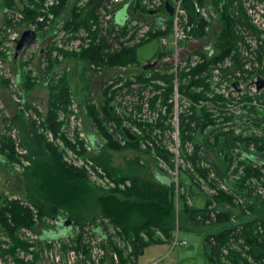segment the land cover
I'll return each instance as SVG.
<instances>
[{
  "label": "trees",
  "instance_id": "obj_1",
  "mask_svg": "<svg viewBox=\"0 0 264 264\" xmlns=\"http://www.w3.org/2000/svg\"><path fill=\"white\" fill-rule=\"evenodd\" d=\"M44 1L46 0H1L0 6L21 13L22 18L18 22L22 24L16 22L17 28L12 27L8 25L10 20L5 19L0 26V32L6 28L19 29L22 25L33 22L44 8ZM79 1L54 0L46 12L58 20L65 14V17L61 18L62 29L59 30L69 31L66 38L78 30L85 33L87 42L85 45L78 44L80 47L78 53L64 52L60 47L54 49L63 59L72 58L80 63L77 65L79 70L76 78L78 77L81 83L79 89L82 92L81 102L91 124L105 140L104 143L96 141V149L90 158L101 167L105 176L114 182L115 187L113 190L101 192L88 186L84 171L66 164L60 151L52 142L46 141L43 132L49 131L52 137L55 135L60 137L64 145L75 151L74 145L67 141L60 131L63 121L57 119L58 112L70 114L68 107L71 104L73 90L66 71H63L60 65L53 69L57 61L49 56V46L39 49L35 70L37 77L47 75L46 115L36 123L28 117L24 118L18 108L15 114H8L0 108V154L5 157L2 163L8 165L20 163L19 155L14 151L16 143L26 151L21 156L30 161L28 164L30 167L27 165L20 172L23 199H7L0 195V264H51L45 262L47 259L39 251L43 247L49 248L50 245L43 242L36 250V243L24 238L23 230L42 235L47 231H43L41 226L34 225L33 220L36 218L33 219V210L35 217L42 222L43 219H50L55 215L62 217L57 214L58 209H62L63 217L70 220V227L76 226L77 230L71 239L65 241L67 243H64L62 249L70 247L89 259L91 244L96 242V245L106 253L105 258L101 259L102 264H136L137 257L145 247L161 241L171 243L174 233L179 231L203 236L202 255L209 264H264L263 133H250L244 136L230 134L221 139L224 133L220 132L219 126L211 123L212 111L205 113V109H196L191 105L187 109L184 107L186 110L180 107L177 122L178 157L186 167L176 166L179 174L176 184L165 174H159L158 177L149 175L147 164L144 161L139 163L136 154L127 159L125 165L118 167L112 165L111 155L108 153V150L124 148L138 151L139 136L131 128L138 129L143 134L142 138L153 142L155 139L153 137L150 139L149 133L164 128L167 131V144L174 143L171 102L174 78L176 91L188 101L208 100L211 103L220 102L222 105L231 94L228 93L225 97L214 93L213 88L220 83L225 82L227 87L228 80L231 78L241 80L248 73L264 78V26L254 25L247 14V9L254 8L256 4L264 9V0H208V2L183 0L187 20L196 23V28L191 33L192 38L206 35V22L195 13L194 3L200 8L203 7V10L205 8L207 15L210 11L217 17L219 28L212 37V52L205 54L193 51L183 60L184 65L180 64L175 75L171 71V65H160L158 69L151 70V65L142 64L140 71L133 73L132 78L123 77V80L125 79L123 84L118 86L117 83L122 76L113 73L106 80L108 82L104 81L101 84L100 100L96 103H90L91 98L86 88L88 83L86 72L101 73L106 68H128L132 64H138L135 56L136 47L153 37L159 40L166 35L169 38L170 22L163 6L165 0H136L133 5L134 12L138 9L141 12H148L152 10L150 8L152 6L154 7L152 13L156 14V18H160V22L165 18L164 27L161 29L158 23H148L134 17L136 23L148 25L145 34L149 37L144 40L142 38L145 35L138 33L137 36V30L140 28L131 27L125 31L126 23L122 25L126 18L124 9L130 7V0H122L116 4L111 0H84V4L77 7L76 3ZM118 10L121 11L120 14H116ZM160 10L163 14L159 13ZM118 20L119 23L115 22ZM52 21L54 25L55 21ZM43 25L44 22L39 23L37 30L34 31L35 41L38 43L43 40L40 34ZM46 31L48 29L44 32ZM57 34L51 36L49 41ZM124 36L125 40L122 39ZM82 38L83 41L84 37ZM68 42L69 40H65V43ZM254 42L256 44L252 49ZM22 52L15 61L11 60V66L16 70L14 79L20 86L22 85V91H25L33 85L34 79L32 80L29 75L21 79L18 73L20 65L25 64L19 62ZM163 53L161 49L158 51L160 59L165 57ZM193 54L198 55L196 60L191 58ZM42 58L44 65H40L43 63ZM214 69L218 71V81H214ZM114 85L117 86L113 87ZM262 92L264 101V91ZM133 95L137 98L132 105L136 113H139L140 101L144 98L146 110L155 112L152 114L151 123L143 119L145 116L143 111L137 116L140 118L136 119L131 116L127 106H121L122 98ZM116 108L121 113H116ZM33 111L37 113L34 108ZM259 116L254 115L251 119L240 116L236 122L239 125L261 124L264 129V120ZM226 120L227 117H222V122ZM37 126H40L41 131ZM123 129L132 133L134 139L128 140ZM12 131L16 132L17 141L8 134ZM114 135L123 139L122 145H119ZM74 139L80 146L82 145L77 137L74 136ZM249 145H252L254 150L249 151ZM237 147L238 150L232 154L230 151ZM207 151L214 155L222 151L224 173L229 171L233 159L241 158L236 161L235 167L230 169L233 176L238 175L232 184L225 182V176L219 178L215 173L206 155ZM145 152H152L153 157L164 160L173 168L171 161H174L173 156L164 147L154 143ZM51 178L57 181L62 189L64 188L66 192L63 195L55 196L47 192L45 182ZM197 178L212 192L203 191L202 184ZM123 180L128 181V184L123 186L124 189H117V183L122 184ZM115 193H119L120 196ZM194 195L204 197L203 206L196 208L191 204L190 198ZM221 204L226 205L227 209L218 208ZM86 211L89 213H85ZM65 230L66 227H60L57 233ZM51 232L50 234L55 235L54 230ZM19 251L32 254V260L24 261L19 257ZM111 253L116 254L117 262L112 261Z\"/></svg>",
  "mask_w": 264,
  "mask_h": 264
},
{
  "label": "rangeland",
  "instance_id": "obj_2",
  "mask_svg": "<svg viewBox=\"0 0 264 264\" xmlns=\"http://www.w3.org/2000/svg\"><path fill=\"white\" fill-rule=\"evenodd\" d=\"M69 1L73 2L74 0H69ZM135 1L136 0H130V7L127 6L124 9L125 14H126V18L124 19L123 23L122 22H120V23H122V25L124 23H126L124 26V28L126 29L125 31H127V28H131V27L140 28L139 31L137 30V36H138V33L143 34V35H145V37L142 39L146 40L149 37V36L147 37L145 34V32L148 31L147 30L148 25H146V23L145 24L136 23L135 19L138 18L139 20H142L145 22L147 21L148 23L156 24V23L160 22V18H156L155 17L156 14L149 12V11H152L154 8L152 10H149L148 12H141L139 9H138V11L135 10V12H134L133 11V5L135 4L134 3ZM144 1H147V0H144ZM204 1L208 2V0H204ZM84 2H85L84 0H80L79 2H77L76 3L77 7H81L84 4ZM0 4H1V0H0ZM150 4L152 5L153 3H150ZM43 6H44V8L40 12L43 15L46 13L44 16L48 20V23L44 24V26H46V27L45 28L42 27V29H41L40 34H41V36H43L42 37L43 40L41 43H38L37 46L28 47V50L26 52H23L24 54L19 59L20 63H23V62L25 63V64L20 65V67H19L18 73H20L21 79L25 75H29L32 80L34 79L33 85L28 90L25 89V91H22L19 87H16L13 84V79H12L13 77L12 76L14 75V73H16V70L13 69V67L11 66L12 65V63H11L12 52L11 51L9 52V40L12 38L13 35L11 33L10 34L8 33L9 35L7 34L6 30H10L9 28H6L5 30H2L0 32V38H1V43H0V101L1 102H0V106L8 114H15L17 112L16 109L18 108V111L21 113V115H23L24 118L28 117V118L34 120L36 123H39L40 120L43 119V117L47 113L48 91L46 88V80H45L47 75L45 74V75L37 77L35 65H37V62H38V58H39V54H40L39 49H42V48L44 49V48H46V46L47 47L49 46V48H50V55L49 56L52 57L53 59H56V61H57L54 63V66L55 65L56 66L53 69H55L57 67V65H60L61 68L63 69V71H66L67 75L69 76L70 86L73 90V92H72L73 95L71 98V104L68 107V109L70 110V114H68L69 112L67 113V115L58 112L57 113V119L63 121V124L61 125L60 131L63 132L64 138L74 145L75 151L69 149L66 145H64L63 142L61 141L60 137H57L56 135L52 137V135L49 131L43 132L44 137L47 139L46 141L52 142V144L57 148V150L60 151L62 160L64 162H66V164H68V165H70L76 169H81L84 171L88 186H91V187H93L96 190L101 191V192H105V191L107 192V191L113 190L115 185L114 186L110 185V182H112V180L110 181V179L105 176L101 167L99 165L95 164L90 158L91 155L94 153L96 148L92 149L90 147V149H89L87 137H93L95 141H99L100 143H104L105 140L102 137V135H100L96 131L95 127L91 124V121L86 116L87 112H86L85 106L81 102L82 92L79 90L81 83L79 81V78L78 77L76 78V73L79 70L77 65H80V63L76 62L72 58H64L63 59L57 53V51L54 49V47H56V48L63 47V46H60L63 44V45H66L62 49L64 52L78 53L80 47H78V49H75L76 45H74V44L76 43V41H78V44L80 43V45H81V43H83L82 45H85L84 43L87 42V40L85 38V33H82V32H80L81 30H78L74 34L69 35L68 36L69 38L68 37L66 38V35L68 34L69 31L65 30V32H61V30H59V29H62L61 24H62L63 19H61V18H64L65 14L60 16L59 20H58V18L54 19L53 15H51V14L47 15L46 10L49 7L47 4V1L43 2ZM154 6H156V5H154ZM120 12L121 11L118 10L116 12V14H120ZM16 13H17L16 11L7 10L5 6H0V26L2 25L3 22H5V19L10 20V24H8V25H12V27L15 26L17 28V25H16L17 23H19V25H21L22 23L18 22L16 20V17H15ZM159 13L163 14V12L161 10L159 11ZM164 15H163V17H164ZM134 17H136V18H134ZM199 18H201L203 21L206 22V26H205L206 35H204L200 38H191V39H187V40L181 42L179 45V50H178L179 53H178L177 59L174 61V63L176 61H177V64L179 61H180V64L184 63L183 60L186 59V57L188 55H190L195 50L199 51V52H203L205 54H210L212 52V49H213V38L212 37H213V34L219 28L217 17L214 15L213 16L210 15L208 18V17L204 16L203 14H199ZM52 20L55 21L54 22L55 26L53 25V23H51ZM104 20L106 22V18H104ZM168 20H169V18H168ZM120 21H122V19ZM105 22H104V25H105ZM115 22L119 23V20L115 21ZM4 26H7V25H4ZM51 28H53V29L51 30ZM47 29H48V31L44 32ZM54 34H57V35H55V37L52 41H49L50 37L54 36ZM6 36H7V38H6ZM125 36L122 37V39L125 40ZM82 37H84L83 41H82V39H83ZM5 40H7V41H5ZM65 40H69V42L65 43ZM255 44H256V42H254L252 49L255 47ZM160 49H161V47L159 45L158 38L153 37V38L143 42L142 44H140L136 47L135 56H136V61L138 64H132L128 68H106V69H104V72H101V73H98V72L96 73V72H92V71H91L92 73H90L87 71L85 74L87 76V81H88L86 88L88 90L87 91L88 96L91 98L90 103H96L98 100H100L99 98H100L101 84L104 81H106L113 73L117 74V75L119 74L120 76H122L119 79V83H117V85L119 86L120 84H123V82L125 80V79L123 80V77H125V76L131 77V75L133 73L140 71L142 64H146V63L151 64V67H150V69L152 68L151 70L158 69L160 67V65H165V64L166 65H172V62L169 59H164L165 57H162L160 59L158 57L157 53H158V51H160ZM7 52H9V53L7 54ZM163 54H166V53H163ZM197 56L198 55L193 54L191 56V58L196 60L198 58ZM41 60L43 63L41 64L39 62L40 65H44L45 62L43 61V58ZM19 62H18V65H19ZM181 65H184V64H181ZM246 70H249V69L246 68ZM176 71H178V68ZM9 72H11L12 75H10ZM252 75L253 74L248 73L241 80H239L240 85H242V86L245 85V83H247L248 79L250 77H252ZM106 82H108V81H106ZM117 85H114L113 87H115ZM225 87H226V85L224 83H220L219 86L213 88V92L218 94V92H221V90H223L222 93H224L225 95L230 93L231 95L229 97H227L228 100L223 105L229 107L232 110L224 111L221 114H217L213 111L211 112V110H209V109H205V113H210V112L213 113V115L211 116L212 117L211 123H214V125L217 127L219 126L220 132L224 133V135H221L220 138L223 139V136H229L230 134H234V135L239 134L241 136L249 135L250 133H255V134H259V133L262 134L263 133L264 134V129L262 128L261 124H257V126H253L252 124H250V125H241L240 124L239 125L238 122H236L238 119H240V116H244L246 118L251 119V117H254V115H257V114H259L260 115L259 117H261L264 120V101L262 100V96H261V93H263L262 90H260L256 94H253L251 89H249V92H248V90H246L244 93L240 92V93L236 94L233 91V89H231L230 86L226 87V88ZM215 88H217L218 90H215ZM19 90H21V91H19ZM20 98H22L21 100H24V101L22 103H18L19 105L17 106L16 101H17V99H20ZM136 100H137V98L135 95H133L132 97L125 96L124 98H122L121 106L122 105L127 106L130 113H131V116H133V118L136 117V119L140 118L137 116H139L143 111L145 114L143 119H145L147 122L151 123L153 120L152 114L155 112H148L146 110V108H145L146 103H145V98H144L140 101L141 105L139 106L140 107L139 113H136L134 108L132 107V105L135 103ZM239 102H241L243 105L242 106L237 105ZM243 102H246L249 104H244ZM206 103H207V100H206ZM190 105L193 107H196L193 105L192 101L191 102L188 101V102H186V104H184V106H182V108L184 109V107H185L187 109L188 106H190ZM206 105H208V103ZM236 107H240L239 108L240 111L233 114V110ZM33 108L37 111V113H35L33 111ZM206 108H208V107H206ZM251 108H253V110H251ZM186 109H184V110H186ZM115 110H116V113H121V111L118 108H116ZM180 111H181V109H179V105L173 111L175 117L177 118V121H178ZM72 114H74L75 116L73 117ZM222 117H227V120L222 122ZM123 120H125V119H123ZM127 124H129V123H127ZM163 125H165V121L163 122ZM251 127H253V128H251ZM37 128L39 131H41L40 126H37ZM131 130L133 132H135V134L137 136H139L138 142H137L138 143L137 149L140 152L134 150L133 148H124L121 150H108V153H110V155H111L112 165L121 167V166L126 164L127 159L132 158L136 154L139 157V163H142L144 161L147 164V173L149 175H152L154 177H158L159 174L160 175L165 174L166 176L170 177V179H173V180L175 178L173 176L174 174L172 173V171L174 170L175 165L177 167L179 165L182 167H186V165L181 162L180 157H177V155H175V153H177V154L179 153V148H178L179 145L177 143H176V145H174L175 143H173L172 145L167 144V141H166L167 131H165L166 129H164V128L159 129L158 128V129L152 131V133H149L150 139H152V137H153L155 139L154 140L155 142L150 141L147 138H142L143 134L138 129H135V128L132 129L131 128ZM73 133H74V135L77 134L79 141H81V144H82L81 146L74 139ZM8 134L11 137L15 138L17 141L18 138L16 137L15 131L9 132ZM114 137L116 140L119 141L118 142L119 145L123 144V142H124L123 139H120V137H118L116 135H114ZM154 143L158 146L164 147L165 150L173 156L172 159H174V161L171 160L173 162V168H170L166 164V162H164V160L159 159L157 157L156 158L153 157L152 152H148V153L145 152L146 149L150 148L152 146V144H154ZM164 144H167V145H164ZM189 148L191 150V147H189ZM81 150H83V151H81ZM237 150H238V147L235 148L234 150H231L230 152H232V154H234ZM250 150H254L252 145H249V151ZM14 151L16 152V155H19V162L20 163H11L10 165L4 164V163H2V161L4 160L5 157L2 154H0V195L2 196V198L4 196L7 199H12L13 192H18L19 193L18 195H20V198L23 199V192L21 191L23 188V185H22L20 172L23 170V168L25 166H27L30 163V161L21 156L26 151L23 148L18 147L17 143L14 144ZM19 151H21V152H19ZM222 154H223L222 151L217 152L215 155L210 151H207V153H206L208 160L211 163L212 169L215 171L216 174H218L219 178H224V176H225L226 177L225 182L230 185L233 183V179L238 177L237 174H234V176H233V174L230 173V169L235 167L236 161H238L241 158L239 157V159H233V161H231V163H230L229 171L224 173ZM232 154H231V156H232ZM197 179L202 184L201 185L198 182L201 185V189L203 191H205L206 193L212 192V190H210L206 187V185L203 183V181L201 182V180L199 178H197ZM178 180H179V174H177V181ZM45 184H46L45 189L47 190V192L48 193L51 192V194H54L55 196L63 195L66 192L64 190V188L63 189L61 188V186L57 183V181L53 180V178L49 179L47 182H45ZM122 184H120V182H118L117 183V189H124L125 187H123V186L127 185L128 181L123 180ZM222 189H224V188L222 187ZM258 190H259V188H258ZM260 191H261V189H260ZM115 195L120 196L119 193H115ZM79 200H81V199H79ZM87 201L90 202L89 199ZM190 202L196 208L201 207L204 205V197L201 195H194L190 198ZM79 206H81V205H79ZM218 208L227 209V206L224 204H221L218 206ZM94 211H96V210H94ZM85 213H89V212L86 211ZM32 214L34 217V214H35L34 210H33ZM57 214L62 215V217L64 216V212L62 209H58ZM34 218H36L35 220H33L34 225L35 226L37 225L36 227H39L41 225L42 226L43 225L51 226V222L49 221V219H46V220L43 219L42 222H39L37 217H34ZM74 230H76V226H74ZM27 235H29V233H27ZM176 238L177 239L183 238L188 245L187 247L193 246V249H194V252H193L194 256L193 257L195 259L197 257H202V253H203V247H202L203 236L202 235L179 231L178 236L176 235ZM171 245H172V243H171ZM171 259H172V257H169L168 261ZM166 261L167 260L165 259L163 262H166Z\"/></svg>",
  "mask_w": 264,
  "mask_h": 264
},
{
  "label": "built area",
  "instance_id": "obj_3",
  "mask_svg": "<svg viewBox=\"0 0 264 264\" xmlns=\"http://www.w3.org/2000/svg\"><path fill=\"white\" fill-rule=\"evenodd\" d=\"M48 6L52 5L54 0H46ZM122 0H111V2L113 4L119 3ZM168 1V0H167ZM171 8H172V12L171 15L169 16V22H170V34H169V38H167V36H162L159 38L158 42L159 45L161 47V50L166 53L164 54L165 58L164 59H169L172 62L171 65V71L173 72V74H176V70L177 68H180V61L177 64V61L174 63V61L177 59V55L179 53V43L183 42L187 39H191V33L193 32V30L196 28V23L195 22H189L187 20V14H186V10L183 7V0H171L168 1ZM151 9H153L152 7H150ZM154 10V9H153ZM194 11L197 14H203L204 16L208 17L211 15L213 16L212 12H208L209 15H207L205 8L203 10V8L198 7L195 3H194ZM256 13V14H255ZM264 9L263 7H261L259 4H256L254 6V8H248L247 9V14L249 15V17L251 18V21L254 25L258 26V27H263L264 26ZM51 14V13H47ZM46 15V16H47ZM52 15V14H51ZM16 20H20L22 18L21 13L17 12L15 14ZM48 18V17H47ZM164 20L165 18H163V22H159V27L162 29L164 27ZM44 22L47 23V19L45 18V16L40 13L36 16V18L34 19L33 22L28 23L27 25H22L19 29H15V30H6L7 34L11 33L13 36L12 38L9 40V52L11 51L13 53V47H14V41L18 38V36L20 35L21 31L23 29L26 30H30V31H36L37 30V25L39 23ZM42 27H46V26H42ZM8 34V35H9ZM7 38V36H6ZM8 40V39H7ZM5 40V41H7ZM38 42L34 41L32 44L28 45V47H32V46H37ZM75 49H78V41H76V43L74 44ZM63 47L60 48H64L66 45H60ZM28 47L23 49V52H26L28 50ZM35 48V47H34ZM165 49V50H164ZM7 52V54L9 53ZM22 52V53H23ZM24 54V53H23ZM195 60V59H194ZM182 64V63H181ZM10 75H12L11 72H9ZM218 71L217 69L213 70V74L215 75V79L214 81H218V75H217ZM260 75H256L253 74L252 77H250L247 81V83H245V85H240L239 83V79H234L231 78L230 80L227 81V87H231V89H233V91L238 94L240 92H245L246 90L251 89L253 94L258 93L260 90L264 91V87L259 88L258 90L256 89V81H257V77ZM13 78V84L16 86V83L14 81V75L12 76ZM261 77V76H260ZM263 78V77H262ZM264 81V78H263ZM233 82H236L235 86L232 85ZM225 83V82H224ZM229 85V86H228ZM17 87V86H16ZM176 87V81L174 78V89H173V93H172V97H171V102H172V109L173 111L178 107L179 105V109L180 107L184 106V104H186V102H188V99L181 96L180 94H178V92L175 89ZM226 88V87H225ZM215 90H218L217 88H215ZM223 90H221V92H218V94H222L223 96H227L224 93H222ZM217 94V93H216ZM237 96V95H236ZM17 103H22V101L20 99H17L16 101ZM193 105L196 106L195 108H200V109H209L211 111H214L215 113H219V112H224V111H229L232 110L227 106H224L222 104H220V102H216V103H211L207 100L208 105H206V100H201L199 102H195L192 101ZM244 104H249L246 102H243ZM180 104H182V106H180ZM237 105L242 106L243 104L241 102H239ZM215 106V107H213ZM208 107V108H206ZM240 107H236L233 110V114L237 113L238 111H240L239 109ZM73 117L75 116L74 114H72ZM72 117V118H73ZM177 118L175 117L174 113H173V119H172V125H173V131H172V138L174 140V145H176L177 143V138H178V124H177ZM73 127V126H72ZM74 128V127H73ZM74 135V133H73ZM75 137H77V140H79L77 134L74 135ZM88 142V140H87ZM178 144V143H177ZM89 149H90V145L88 143ZM21 152V151H19ZM175 155L178 154L175 153ZM172 173L174 174V180L171 179L175 184L177 182V170H176V165L174 170L172 171ZM172 178V177H171ZM111 181V180H110ZM111 186H114L115 184L112 182H110ZM35 217V215H34ZM33 217V219H35ZM49 221L51 222V226H47V225H41V228L43 229V231H47L42 233V235H37L34 234L28 230H23L25 232L24 234V238H27V240L29 242H35L36 243V250L39 248V246H41V244L43 242H46L50 245L49 248H45L43 247V249L39 250L41 252V255L47 259V261L51 264H102L101 259L105 258V251L96 245V242H92L91 244V248H90V258L86 259L84 254L78 251H75L73 249H71L70 247H67L65 249L63 248L64 243L67 239H71L73 237V235H75L77 230H74V227H70L67 228V230L65 231H61L59 233H57V231H59L60 227H59V222L55 219L50 218ZM51 230L55 231V235L56 237L52 236L53 234H50ZM29 233V235H27V233ZM52 233V232H51ZM176 236V232L174 233V237L172 238V245L175 246L178 243H180L181 245H185L186 242L185 240H180L178 241ZM63 240V241H61ZM63 242V243H62ZM62 243V244H61ZM32 248L30 247L29 250H31ZM18 255L20 258H23L24 261H31L32 260V254L30 253H24L22 251L18 252ZM39 258V257H38ZM110 258L112 259V261L115 263L117 262V256L114 253H111ZM146 264H159V262L157 260L152 261V262H148Z\"/></svg>",
  "mask_w": 264,
  "mask_h": 264
},
{
  "label": "crops",
  "instance_id": "obj_4",
  "mask_svg": "<svg viewBox=\"0 0 264 264\" xmlns=\"http://www.w3.org/2000/svg\"><path fill=\"white\" fill-rule=\"evenodd\" d=\"M176 235L178 236V233H176ZM177 240L180 241L184 239ZM187 246V243L185 245L178 243L177 245L172 246L171 243L166 241L148 245L137 257L136 264H146L155 260H157L159 264H209L204 260L203 255L202 257H197L195 259L193 257V246ZM169 257H172V259L168 261ZM165 259L167 261L163 262Z\"/></svg>",
  "mask_w": 264,
  "mask_h": 264
},
{
  "label": "water",
  "instance_id": "obj_5",
  "mask_svg": "<svg viewBox=\"0 0 264 264\" xmlns=\"http://www.w3.org/2000/svg\"><path fill=\"white\" fill-rule=\"evenodd\" d=\"M163 6H164V10L167 13V15L170 16L172 12V8L167 0L164 1ZM150 12L152 13V11ZM35 38H36L35 32L23 29L20 35L18 36V38L14 41L12 60L15 61L16 58L20 55V53L24 49V47L32 44L35 41ZM147 65L150 66L151 64L148 63ZM255 83H256L257 90L261 87H264L263 78L260 76L257 77V81ZM235 84L236 82L232 83V85L234 86ZM123 133L128 140L134 139V135H132V133H130L128 130L123 129ZM52 219H55L59 222V227L70 228V220L68 218L55 215L52 217ZM52 236L56 237V235H52Z\"/></svg>",
  "mask_w": 264,
  "mask_h": 264
},
{
  "label": "flooded vegetation",
  "instance_id": "obj_6",
  "mask_svg": "<svg viewBox=\"0 0 264 264\" xmlns=\"http://www.w3.org/2000/svg\"><path fill=\"white\" fill-rule=\"evenodd\" d=\"M14 75H15V73H14ZM14 81H15V83H16V86L17 87H19L20 89H21V86H20V84L19 83H17V81L14 79ZM22 90V89H21ZM21 90H19V91H21ZM22 98H20V100H21ZM22 102L24 101V100H21ZM1 102V101H0ZM1 107V106H0ZM2 108V107H1ZM87 140H88V143H89V145H90V147L92 148V149H94V148H96V141L94 140V138L93 137H87ZM19 193L18 192H13V195H12V199L13 200H17V199H21L20 198V195H18Z\"/></svg>",
  "mask_w": 264,
  "mask_h": 264
}]
</instances>
